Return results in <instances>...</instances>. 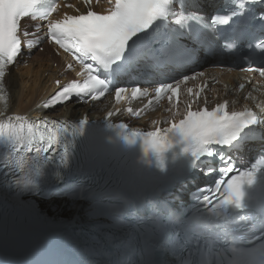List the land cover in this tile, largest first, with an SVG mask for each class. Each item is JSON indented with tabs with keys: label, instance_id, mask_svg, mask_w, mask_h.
<instances>
[{
	"label": "snow or ice",
	"instance_id": "obj_1",
	"mask_svg": "<svg viewBox=\"0 0 264 264\" xmlns=\"http://www.w3.org/2000/svg\"><path fill=\"white\" fill-rule=\"evenodd\" d=\"M108 2L111 6L106 10V14L89 10L86 14L66 15L62 21L49 20L47 35L50 42L72 55L81 65L82 74H86V79L83 83L73 81L59 88L44 104L45 108L66 105L73 97L80 102L83 97L90 96L92 100H97L104 96L109 91L111 80L95 73L103 69L114 75L113 65L126 60V53L130 57L138 46L148 40H154L160 45L159 48L148 50L157 66L179 67L193 62L200 49L205 50L206 54L211 51L206 32H215L214 25H228L231 17L245 12V0H236L239 8L232 9L230 15H221L216 11L210 17L198 10L205 4L211 6V0H108ZM262 2L264 0H248V3L252 4ZM44 4L46 0H0V101L6 102L3 87L6 71L18 62L22 54L21 34L25 36L29 34L27 30H22L21 21L24 18L48 20L56 11V6L41 12L38 6ZM252 19H256L255 14ZM260 20L264 26V13L260 14ZM170 23H175L178 27L170 28ZM193 24L196 27H193ZM153 25L156 27L153 28ZM149 29L152 31L149 32ZM231 31L233 39H238L236 26H233ZM39 43V37L35 41L29 40L27 48L31 49L34 44ZM87 61L92 63H86ZM68 67L71 68L72 65L69 64ZM241 71L258 72L264 77V68L249 65ZM201 75L202 72H195L192 75H184L179 80L161 83L155 88V95L160 98L170 93L171 99L177 95L182 82ZM56 83L59 85V81ZM129 91L133 97L138 94L147 95L148 92L139 86L130 89L118 87L115 89L116 99L119 101L122 94ZM189 92L191 93V89ZM228 107V102L225 101L211 110L207 107L189 110L178 124L173 123L167 130L174 133L175 138L184 145V151L193 159L191 171L182 172L179 178L187 177L195 181L198 176L197 169L206 176L219 172L228 177V174L234 173L227 180L217 177L214 185L196 189V193H204L206 190L214 193L223 192L219 197L218 215L223 214L228 208L244 209L245 188L256 183L258 170H264V163L251 169L237 168L232 157L215 147L233 149L238 141L241 142L242 138L248 136L249 132H255L256 126L264 124V120L252 111H229ZM4 115L0 112V117ZM86 122L85 119L81 123ZM60 131L56 120H44L42 123L34 124L23 116L0 119V143L7 145L12 152L21 150L32 152L35 145L37 153L41 151L47 153L60 143ZM148 135L159 137L160 132ZM150 145L159 155L161 146L156 144L155 140L151 141ZM67 151L65 147V156ZM5 166L8 170L12 167L10 162ZM36 175H40L39 168L36 169ZM16 186L25 190H35L36 194H39L37 180L34 178H26L22 183L18 181ZM92 193L96 196L95 191ZM203 199L209 201L210 197L204 195ZM183 223L187 227L194 226L189 225L187 221ZM259 237L264 242V233H259ZM232 256L231 264H264V247L251 250L234 248Z\"/></svg>",
	"mask_w": 264,
	"mask_h": 264
},
{
	"label": "bare ground",
	"instance_id": "obj_2",
	"mask_svg": "<svg viewBox=\"0 0 264 264\" xmlns=\"http://www.w3.org/2000/svg\"><path fill=\"white\" fill-rule=\"evenodd\" d=\"M59 60L52 55L50 48H46L43 53L36 52L33 57L24 65L17 62L10 70L5 82L9 90V112L25 114L33 117L48 116L42 110L38 109V104L47 90L51 87V80L56 76V69L52 67L53 63H58ZM211 76L224 75L219 72H209ZM236 74L231 75L230 78H225V83L234 84L238 78ZM102 105L85 106L77 110L73 109L72 105H67L60 108L58 112L52 115L53 118H77L80 114L102 113ZM154 116L152 120H157ZM49 207L53 209L67 210L68 203L66 202H50ZM70 212L81 213L82 209L79 205H75L70 209Z\"/></svg>",
	"mask_w": 264,
	"mask_h": 264
},
{
	"label": "water",
	"instance_id": "obj_3",
	"mask_svg": "<svg viewBox=\"0 0 264 264\" xmlns=\"http://www.w3.org/2000/svg\"><path fill=\"white\" fill-rule=\"evenodd\" d=\"M55 203H58V202H61V201H54ZM58 214L59 213H61V215L60 216H65L66 214H67V212H65V211H59V212H57Z\"/></svg>",
	"mask_w": 264,
	"mask_h": 264
},
{
	"label": "rangeland",
	"instance_id": "obj_4",
	"mask_svg": "<svg viewBox=\"0 0 264 264\" xmlns=\"http://www.w3.org/2000/svg\"><path fill=\"white\" fill-rule=\"evenodd\" d=\"M28 256V255H27ZM19 258H21V259H25V256H20Z\"/></svg>",
	"mask_w": 264,
	"mask_h": 264
}]
</instances>
